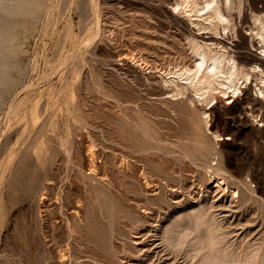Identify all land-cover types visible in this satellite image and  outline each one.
<instances>
[{
    "label": "rangeland",
    "instance_id": "obj_1",
    "mask_svg": "<svg viewBox=\"0 0 264 264\" xmlns=\"http://www.w3.org/2000/svg\"><path fill=\"white\" fill-rule=\"evenodd\" d=\"M174 2L0 0V264H264V0Z\"/></svg>",
    "mask_w": 264,
    "mask_h": 264
},
{
    "label": "bare ground",
    "instance_id": "obj_2",
    "mask_svg": "<svg viewBox=\"0 0 264 264\" xmlns=\"http://www.w3.org/2000/svg\"><path fill=\"white\" fill-rule=\"evenodd\" d=\"M230 0H175L174 4L172 5V8L175 10L177 7H186L185 10L190 11L194 10L196 12H201V11H209V15L213 17V19H216V22H214L216 25L220 24L222 26V30L225 28H229L230 24L226 16H224V13L221 10L222 7H225L223 5H229L227 4ZM231 5H229L230 7ZM20 7V6H19ZM232 7H241V2L240 0H235L234 4ZM180 9V8H179ZM182 9V8H181ZM226 15V14H225ZM211 17V18H212ZM219 27V26H218ZM262 33V40L264 41V22L260 23L258 26ZM5 33V32H4ZM1 38H4L1 37ZM2 43V42H1ZM199 44V43H198ZM196 42H192V47L194 48V52L197 56V62L194 64L195 68L193 70V75L196 76L198 75V72L200 71V68L204 62H206L205 66V73H202V77L204 78L206 82V86L210 89V93L212 94V90L214 88L218 89L219 86L218 84L212 83L213 79L211 80V77H214L213 75L216 74L219 71H222L220 69V62L223 59V53L220 51L219 47H217V50H211L210 46L206 45L204 46L203 44L198 45ZM196 61V60H195ZM1 62V61H0ZM211 73V74H207ZM227 72L230 74V71L227 70ZM205 86V87H206ZM227 87H231L232 90L231 92H234L236 88V83H233L231 80L226 85ZM201 88V87H200ZM221 91H225L224 88L220 89ZM209 91V90H208ZM262 114V113H261ZM261 120V119H260ZM39 126V125H38ZM90 148V147H88ZM93 151V150H92ZM89 152V151H88ZM90 153V152H89ZM88 154V153H87ZM97 155V154H96ZM95 155V156H96ZM88 156V155H87ZM101 162V161H100ZM98 163V162H97ZM87 164V162H86ZM90 164V163H88ZM87 164V165H88ZM93 164V163H91ZM99 164V163H98ZM103 164V163H102ZM86 165V166H87ZM97 166V165H96ZM101 167V166H100ZM90 169V168H89ZM48 170V169H47ZM143 171V170H142ZM48 172V171H47ZM136 172V171H135ZM93 173V172H92ZM145 173V172H144ZM90 175V174H89ZM146 175V174H145ZM106 176V175H105ZM132 176V175H131ZM90 177V176H89ZM94 178V177H93ZM97 178V177H96ZM147 178V177H146ZM83 179V178H82ZM108 179V178H107ZM145 179V178H144ZM110 180V179H109ZM84 181V179H83ZM108 181V180H107ZM111 181V180H110ZM15 182V181H14ZM24 184V183H23ZM144 184V183H143ZM27 185V184H26ZM22 186V185H21ZM28 186V185H27ZM30 186V185H29ZM44 186V185H43ZM74 186V185H73ZM22 189L24 188L21 187ZM30 188V187H28ZM24 190V189H23ZM44 195V194H43ZM47 204V203H46ZM62 205V204H61ZM78 210V209H77ZM76 213V212H75ZM78 217V216H77Z\"/></svg>",
    "mask_w": 264,
    "mask_h": 264
}]
</instances>
